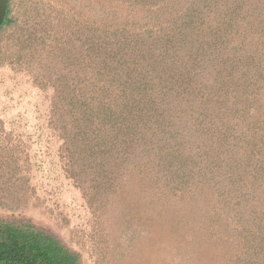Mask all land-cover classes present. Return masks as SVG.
<instances>
[{"label":"trees","instance_id":"16d2710c","mask_svg":"<svg viewBox=\"0 0 264 264\" xmlns=\"http://www.w3.org/2000/svg\"><path fill=\"white\" fill-rule=\"evenodd\" d=\"M11 29L0 65L50 94L60 161L100 229L117 214H151L238 252L239 264L257 259L264 0H33L16 13L8 0L0 34ZM23 155L0 152L16 192L1 207L24 202ZM0 264L83 263L46 229L0 218Z\"/></svg>","mask_w":264,"mask_h":264},{"label":"rangeland","instance_id":"374dc122","mask_svg":"<svg viewBox=\"0 0 264 264\" xmlns=\"http://www.w3.org/2000/svg\"><path fill=\"white\" fill-rule=\"evenodd\" d=\"M32 1L11 0V6L16 13ZM13 33L11 29L0 34V48L10 46ZM50 107V94L35 87L28 74L0 65V133L5 132L0 135V152L14 148L24 154V161L29 157L20 169L29 179L24 202L16 208L0 206V218L46 229L78 252L83 264H239L238 252L202 245L190 227L171 218L121 213L103 221L100 229L63 169L61 141L49 128ZM6 178L0 177V198L12 194ZM254 191L257 198V186ZM260 197L264 212V186ZM262 219L264 226V213ZM251 254L257 258L251 264H264V237L261 254Z\"/></svg>","mask_w":264,"mask_h":264},{"label":"water","instance_id":"95a60500","mask_svg":"<svg viewBox=\"0 0 264 264\" xmlns=\"http://www.w3.org/2000/svg\"><path fill=\"white\" fill-rule=\"evenodd\" d=\"M8 0H0V27L3 25L7 15Z\"/></svg>","mask_w":264,"mask_h":264}]
</instances>
